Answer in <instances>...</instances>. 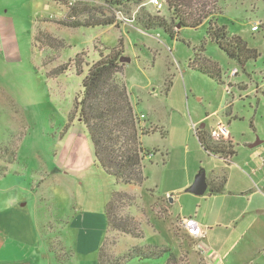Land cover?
<instances>
[{
	"label": "rangeland",
	"instance_id": "obj_1",
	"mask_svg": "<svg viewBox=\"0 0 264 264\" xmlns=\"http://www.w3.org/2000/svg\"><path fill=\"white\" fill-rule=\"evenodd\" d=\"M94 1L103 17L115 18L114 27L55 28L57 24L50 22L47 27L53 34L37 27L34 36L45 32L62 41V46L52 42L53 49L46 41L33 40L34 21L27 22L25 10L16 9L19 23L0 48V264H56L53 259L66 264L68 256L62 251L66 217L95 212L112 192L127 195L116 201L114 213L128 220L131 229L138 226L143 238L107 230L101 245L105 261L121 260L134 247L156 245L169 248L182 264H204L197 255L198 239L186 232L181 219L196 220L211 200L180 184L199 171L206 177L218 168L226 171L228 164L207 156L195 133L210 135L219 123L227 124L236 168L256 186L240 195L256 192L264 200V0H218L217 26L240 36L259 53L244 68L207 39L206 24L180 28L178 37L184 42L162 34L161 39L136 30L135 22L118 21L116 11ZM150 1L140 7L169 18L165 2L159 10ZM138 9L119 8L125 17ZM258 23V31L252 32ZM119 39L124 59L120 77L139 103L136 110L148 114L152 124L145 128L166 132L164 139L158 132L142 138L144 148L155 155L143 162L145 184L133 188L97 174L87 132L74 109L86 65L96 62L100 51L114 49ZM202 44L204 56L220 69V82L188 68L192 49ZM75 57L83 65L80 75ZM65 64H69L65 72L51 73ZM233 69L238 73L229 78ZM159 151L166 153L164 166ZM260 210L255 228L237 241L225 243L217 234V264H264V206ZM246 213H252L250 206ZM72 259L71 264H80L77 256ZM165 259L140 264H163Z\"/></svg>",
	"mask_w": 264,
	"mask_h": 264
},
{
	"label": "trees",
	"instance_id": "obj_2",
	"mask_svg": "<svg viewBox=\"0 0 264 264\" xmlns=\"http://www.w3.org/2000/svg\"><path fill=\"white\" fill-rule=\"evenodd\" d=\"M67 9V15L61 20H52L65 28H104L116 24L114 17H103L100 8L93 6L94 0H76L72 7H68L70 0H53ZM169 18L151 14L140 7L144 0H100L101 6L107 10L121 13L119 8L124 6L139 7L134 13L126 16L133 19L135 24L145 32H155L166 36L171 41L184 42L178 37L180 28L197 29L206 24V37L215 44L229 59L244 68L249 61H255L259 53L247 46V43L237 35H229L224 26H217L215 16L220 13L218 0H164ZM104 8V9H105ZM122 14V13H121ZM102 17H99V16ZM51 20V19H50ZM264 31V25H262ZM33 40L53 48L52 42L62 46V41L45 32H37ZM58 46V47H59ZM122 40L107 54L99 52V58L92 64H87V73L81 81V90L74 102L75 113L79 122L85 128L94 156V163L104 176L113 178L116 184L123 186H138L145 184L147 178L143 174L144 160L154 156L142 145V138L159 132L166 136V132L145 128L141 125L131 103L130 93L120 74L124 67ZM203 44L192 49V56L188 61V68L192 72L204 74L220 82V69L211 59L204 56ZM189 47V45H187ZM56 48V47H55ZM78 57V56H77ZM75 57L73 60L77 74H82V66ZM69 64L62 65L53 70V74L65 72ZM165 94L168 93L171 82L166 85ZM264 96V92L261 91ZM202 150L211 156L226 157L235 155V151L228 144L216 145L196 132ZM166 155V153H165ZM2 173H0V176ZM224 177L208 182L210 195L220 194L225 187ZM149 191V190H148ZM127 195L112 192L107 200L104 217L106 231L111 229L128 234L135 238H143L138 226L130 228L128 220L119 219L114 213L116 201ZM120 199V200H119ZM137 231V233H135ZM165 257L163 264H182L181 260L169 248L156 245H144L132 248L121 260L105 261L102 246L98 250L97 264H126L131 261L144 262L158 260Z\"/></svg>",
	"mask_w": 264,
	"mask_h": 264
},
{
	"label": "crops",
	"instance_id": "obj_3",
	"mask_svg": "<svg viewBox=\"0 0 264 264\" xmlns=\"http://www.w3.org/2000/svg\"><path fill=\"white\" fill-rule=\"evenodd\" d=\"M58 5H60L61 8ZM54 7H58L59 9L57 14L52 13V11H56L54 10ZM16 9L25 10L24 17L27 18V22L34 21L35 28L33 30V37L37 27H40V29L45 32L53 34V32L47 27V25H51L48 20H61L67 15L66 7L62 4L54 2L53 0H0V48L2 47V43L11 40L8 32L13 30L12 28L19 23L20 16L15 11ZM146 11L150 12L147 9ZM57 27L60 26L56 25L55 28ZM133 27L144 34L154 33L158 38H161L162 36L155 32H145L137 25ZM130 99L131 103L134 105L135 112L138 115L142 114L145 116L144 125L147 127L151 125L152 123L149 121L148 114L144 111L138 112L136 110L137 105L139 104L137 99L133 101L131 94ZM146 117H148V120H146ZM199 134L205 138L209 136L203 132H199ZM160 137L162 139L165 138V136H162L161 134ZM158 153H161L160 157L162 158V163L164 166L166 155L161 151ZM206 155L211 156L208 154ZM215 158L221 160L223 163L228 164V169L224 171L223 168H218L217 173H210L208 177L205 175L207 183V190L205 194H207L209 200H211V205L204 212H198L196 217L198 223L207 228L205 239H203L201 242H197V255L203 259L204 264H217V234L223 237L225 243L228 241L230 243L237 241L239 236L242 237L245 235V233H247V231L255 228L257 221L261 216L259 213L261 211L260 208L264 206V200L260 199L256 192H253L251 195L245 197L240 195L246 194L256 186L253 179H250L244 171L236 168L233 158H230L228 162H224L218 157ZM99 172L101 171L98 169L97 174ZM200 172L202 171H199L198 174ZM98 175L101 177V173ZM197 175L190 176L180 185L188 187L186 191L189 192V189L194 184ZM222 177H224L226 182L224 191L220 194L210 195L208 193V182L220 179ZM167 182L170 181L167 179ZM128 187L133 188L135 186ZM244 198L247 199L246 204H244ZM169 201L172 202L170 198ZM105 206L106 203L102 202V206L97 208L95 212L81 214L74 213L73 216L66 217L63 230L64 243L62 244V251L64 252L63 254L65 257L68 256L66 264L73 263V259L72 261L70 260L74 256L78 257L80 264H97L98 250L101 247L106 234V224L104 217ZM249 206L252 210V213L248 214L246 213V209ZM37 231H39V229ZM200 244L203 245L202 248L199 247ZM46 246L49 252L48 254L52 256L53 251L51 250V247L49 248L48 244H46ZM43 253L44 255L46 254L44 251ZM211 258H214V260L211 261ZM53 260L56 264H59L56 259ZM140 263L141 262L133 264Z\"/></svg>",
	"mask_w": 264,
	"mask_h": 264
},
{
	"label": "built area",
	"instance_id": "obj_4",
	"mask_svg": "<svg viewBox=\"0 0 264 264\" xmlns=\"http://www.w3.org/2000/svg\"><path fill=\"white\" fill-rule=\"evenodd\" d=\"M76 0H70L68 2V7H72L75 4ZM150 3L156 8L159 9L162 7V4H164V0L163 1H159V0H151ZM135 14V13H134ZM116 19L118 21L121 22H125V21H130L133 22V19L129 20L127 17H125L123 14L121 13H116ZM259 25L258 24H254L251 27V31L252 32H256L259 29ZM238 70L237 69H233L229 74L228 77L229 78H233L237 75ZM262 92H264V82L262 84ZM139 121L141 122V125L144 126L142 123L145 120V116L142 114L137 115ZM209 138L211 140L212 143L216 144V145H220V144H228L230 141L228 140V128H227V124L224 123H219L217 125V128L209 135ZM218 157L220 159H222L224 162H228V160L230 159L229 156L226 157H220V156H215ZM181 223L183 224L184 228L186 229V232L192 236L193 238L198 239L199 242H201L203 239H205L206 237V233H207V228L203 227L202 225H200L193 217L191 218H182L181 219Z\"/></svg>",
	"mask_w": 264,
	"mask_h": 264
},
{
	"label": "water",
	"instance_id": "obj_5",
	"mask_svg": "<svg viewBox=\"0 0 264 264\" xmlns=\"http://www.w3.org/2000/svg\"><path fill=\"white\" fill-rule=\"evenodd\" d=\"M122 61H124V59H122ZM206 190H207L206 177L203 172H200L197 175L194 184L190 187L189 192L197 195H203L205 194Z\"/></svg>",
	"mask_w": 264,
	"mask_h": 264
}]
</instances>
